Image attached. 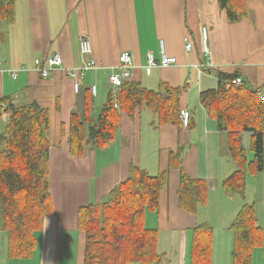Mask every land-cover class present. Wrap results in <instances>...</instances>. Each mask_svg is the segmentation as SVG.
I'll return each instance as SVG.
<instances>
[{
  "label": "crops",
  "instance_id": "0c3cea01",
  "mask_svg": "<svg viewBox=\"0 0 264 264\" xmlns=\"http://www.w3.org/2000/svg\"><path fill=\"white\" fill-rule=\"evenodd\" d=\"M15 14V23L5 26V43L0 44V100L16 106L36 103L51 116L53 213L37 235V251L28 262L83 264L85 236L77 228L79 209L105 202L128 178L131 166H139L152 176L167 171L170 152L183 148V169L192 178L208 183V202L196 215L180 209L179 172L168 170L169 184L162 193L160 210L146 215V227L159 232L163 264H190L193 229L211 222L207 220L210 216H205L207 208L217 203L218 216L222 219L224 214L222 221L227 224L222 226L226 230L222 235L215 232L212 264H232L233 237L228 232L233 221L244 204H252L260 225L264 204L259 206L255 200L258 187L249 185L251 176L242 202L223 189V182L236 169L226 135L205 110L196 114L191 106L202 107L200 94L217 88L219 72H238L246 86L264 87V3L249 1L247 17L235 23L228 21L218 0H16ZM204 27L209 33L208 55L202 49ZM82 37L90 40L91 54H81ZM186 38L194 44L192 52L185 49ZM161 43L165 55L176 58L177 63L148 73L147 55L152 53L159 63ZM124 52L132 54L136 66L129 82L151 91L169 86L182 89L183 107L191 113L192 124L188 128L158 126L148 108L132 116L123 113L109 147L90 149L84 158H72L68 143L71 115L82 112L85 95L91 94L95 120L112 93L109 77L117 71ZM52 54L63 58L65 68L80 69L90 61L99 67L85 73L76 94L64 71L56 69L43 78L35 70V60ZM24 67L29 71L12 78L10 72ZM93 86L97 87L96 96L89 91ZM249 195L253 202L248 201ZM202 209H206L203 216Z\"/></svg>",
  "mask_w": 264,
  "mask_h": 264
},
{
  "label": "trees",
  "instance_id": "16d2710c",
  "mask_svg": "<svg viewBox=\"0 0 264 264\" xmlns=\"http://www.w3.org/2000/svg\"><path fill=\"white\" fill-rule=\"evenodd\" d=\"M264 0H218L229 22L248 15V2ZM16 0H0V44L5 43L4 24L15 23ZM241 76L238 72H219L218 86L200 94V104L218 129L226 135L229 153L235 164L223 189L244 197L249 176L264 170V103L257 91L246 85L226 90L224 80ZM91 93V89L89 90ZM183 91L167 87L151 91L140 83L126 82L117 101L111 93L97 118L93 120V102L85 95L82 112H73L69 124V153L84 158L88 150H104L114 142L121 115L132 116L142 108L150 109L157 125L182 126L180 112ZM7 104V109L2 107ZM117 104V107L115 105ZM60 108V104L58 105ZM192 118V117H191ZM0 232L7 234V258L28 261L38 247L37 235L53 213L50 181V111L36 103L12 105L0 100ZM5 121V122H4ZM192 122L190 123L191 126ZM243 134H250V158ZM65 126L61 127V137ZM183 148L171 151L168 170L179 172L180 209L196 215L208 202V183L192 178L182 166ZM168 170L151 176L139 166H131L128 178L116 186L105 202L81 207L77 228L84 233L83 264H163L159 251V232L146 227V215L157 213L163 191L169 184ZM232 264H253L255 250L264 242L252 204H244L233 221ZM213 228L200 224L193 229L190 264H212Z\"/></svg>",
  "mask_w": 264,
  "mask_h": 264
},
{
  "label": "built area",
  "instance_id": "2783aa9c",
  "mask_svg": "<svg viewBox=\"0 0 264 264\" xmlns=\"http://www.w3.org/2000/svg\"><path fill=\"white\" fill-rule=\"evenodd\" d=\"M210 44H209V33L207 27L202 28V47L203 52L205 54L210 53ZM194 48V44L189 40L185 39V49L187 52H192ZM79 49L82 55H88L92 52V45L90 40L87 37H82L79 43ZM147 71L148 73L151 72L156 67H168L171 65H174L177 63L176 58L174 57H167L164 52V45L161 43V60L159 63H157L154 55L152 53H148L147 55ZM99 65L95 61H90L83 65L80 69H71V68H65L63 58L58 54H52L49 57L45 58L44 60L37 59L34 61V68L35 70L43 77L47 78L49 73L60 69L64 71V73L73 81V87L76 94H78L81 91V80L85 73L90 70H97ZM135 62L132 57V54L130 52H124L119 57V66L117 68V71L110 75L109 77V83L112 86V93L114 99L117 101L119 91L121 87L126 83L129 82L132 76V72L135 69ZM21 71H29L27 68H22L18 71H12L10 72L12 78L17 79L18 74ZM218 80V78H217ZM219 81V80H218ZM223 85L227 90L233 88V87H241L246 85L245 81L242 76H238L232 80H224L222 81ZM252 90L259 89L257 91V94L259 98L261 99L262 103H264V87L262 88H252L249 87ZM91 93L93 96H96L97 94V87L93 86L91 87ZM2 107L4 109H7V104H3ZM117 107V104L115 105ZM191 113L188 111V109L183 108L180 112V118L182 122V127L188 128L191 123Z\"/></svg>",
  "mask_w": 264,
  "mask_h": 264
},
{
  "label": "rangeland",
  "instance_id": "374dc122",
  "mask_svg": "<svg viewBox=\"0 0 264 264\" xmlns=\"http://www.w3.org/2000/svg\"><path fill=\"white\" fill-rule=\"evenodd\" d=\"M6 24H4V28H5ZM203 49V47H202ZM205 54V53H204ZM207 55V54H206ZM205 80V78H204ZM214 86L216 87L217 86V83L215 82L214 83ZM248 87H252L250 85V83L247 84ZM191 110L196 112V114L199 112V111H204V109L201 107H197L195 105H192L191 106ZM100 114V111L98 113V115H95V120H97L98 116ZM5 122V121H4ZM3 123V122H2ZM0 123V125H2L4 127V124L5 123ZM49 136H50V131H49ZM242 141H243V144H244V147L247 149L248 151V155L250 158L253 157L252 153L250 152V134H246L244 136V138L242 137ZM151 175V174H150ZM152 176V175H151ZM250 177V176H249ZM248 177V178H249ZM253 177H257L256 180L257 182H255V179L253 180ZM249 185H257L258 187V192L256 193V197H255V200H257V204L259 206L263 205L264 204V170L263 172L259 173L257 176H251L250 177V181H249ZM235 199L239 200L242 202V198L240 196H234ZM248 201L249 202H253L254 199L253 197H250V195L248 196ZM207 214L205 216H210L208 218L210 219H207L208 221L211 220V222H209L208 224L213 228V248H214V236H215V232H220V234L222 235L224 233V230L222 228V226H225L227 224V222H223L222 220L223 219H226L225 215L223 217V215H221L222 219H220V217L218 216V210H217V203L215 204H212L211 206H209V208H207ZM203 210L205 211L206 209H202L201 210V215L203 216L204 215V212ZM149 215H155V213H148L147 216ZM262 222L263 223H260L259 226H263L264 225V221L262 219ZM259 224V223H258ZM229 230V229H227ZM230 232L228 233H231L232 237H233V233L231 230H229ZM222 237L220 236L219 237V240L221 239ZM7 234L6 233H3V232H0V264H9L7 261V246H8V240H7ZM218 239V236L215 237V240ZM264 243V242H263ZM254 264H264V244L261 248L255 250L254 252ZM7 260V261H5ZM23 264H36V260H34L33 262H28V261H24L22 262Z\"/></svg>",
  "mask_w": 264,
  "mask_h": 264
},
{
  "label": "bare ground",
  "instance_id": "6f19581e",
  "mask_svg": "<svg viewBox=\"0 0 264 264\" xmlns=\"http://www.w3.org/2000/svg\"><path fill=\"white\" fill-rule=\"evenodd\" d=\"M227 90V89H226ZM230 90V89H229Z\"/></svg>",
  "mask_w": 264,
  "mask_h": 264
}]
</instances>
